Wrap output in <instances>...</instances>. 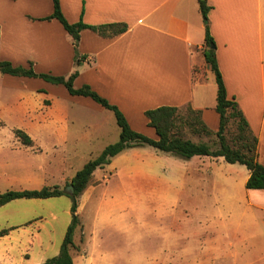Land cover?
I'll return each mask as SVG.
<instances>
[{
	"label": "rangeland",
	"instance_id": "rangeland-1",
	"mask_svg": "<svg viewBox=\"0 0 264 264\" xmlns=\"http://www.w3.org/2000/svg\"><path fill=\"white\" fill-rule=\"evenodd\" d=\"M48 72L42 74L57 76ZM3 77L0 73V192L50 187L68 193L77 172L119 140L113 113L106 123L70 116L67 125L61 123L66 130L57 132L54 125H61L46 106L50 99L38 96L27 109L4 87ZM208 78L214 79L210 71ZM17 130L30 136L33 146L22 144ZM183 137L218 144L215 136L188 129ZM210 159L144 146L127 149L96 170L78 198L74 264H264V210L246 204L249 171ZM226 178L233 184L230 191L224 190ZM3 211L0 222L27 224L0 238V264H43L58 256L73 219L68 195L22 199Z\"/></svg>",
	"mask_w": 264,
	"mask_h": 264
},
{
	"label": "crops",
	"instance_id": "crops-1",
	"mask_svg": "<svg viewBox=\"0 0 264 264\" xmlns=\"http://www.w3.org/2000/svg\"><path fill=\"white\" fill-rule=\"evenodd\" d=\"M59 1L70 24L127 25L124 33L113 37L91 29L81 32L78 51L85 60L74 87L89 85L119 108L133 130L155 140L158 136L147 128L145 112L162 106H190L202 112L210 130H219L217 84L215 76L214 81L208 78L204 57L208 25L228 97L239 104L258 138V160L264 166V0H204L210 7L207 22L200 0ZM53 13L52 0H0V61L32 67L37 74L71 75L73 39L57 19H47ZM32 79L5 74L3 82L27 109L38 96L48 97L46 106L61 125H54L55 131H65L61 123L67 125L71 117L90 123L112 121L113 112L91 98L72 96L63 85L33 84ZM224 181V190H232L231 179ZM13 202L18 200L0 209ZM246 204L264 210V190H247ZM26 224L5 219L0 230H19Z\"/></svg>",
	"mask_w": 264,
	"mask_h": 264
},
{
	"label": "trees",
	"instance_id": "trees-1",
	"mask_svg": "<svg viewBox=\"0 0 264 264\" xmlns=\"http://www.w3.org/2000/svg\"><path fill=\"white\" fill-rule=\"evenodd\" d=\"M52 1L54 13L47 19H57L72 37L75 48L74 72L68 77L37 74L32 67L25 69L23 67H16L8 61H0V73L15 77L41 78L52 84L65 86L72 96L91 98L105 109L114 113L120 129V136L116 143L107 146L97 158L85 164L73 177L71 182L67 184V186L72 185L74 187V193L72 194H68L59 188L50 187H43L39 190H9L4 193L0 192V207L20 199H49L63 195H68L71 198L73 219L67 229L60 253L43 264H74L71 252L77 249L74 236L76 230L81 225L77 214L78 198L89 186L96 170L110 165L115 157L127 149L149 146L159 152L186 159L194 157L223 158L230 164H240L247 168L249 171V178L245 185L247 190H264V166L258 160V138L251 130L239 104L235 99L228 97L225 82L216 58L215 43L208 25H206V49L204 50V57L206 65L214 74L217 84L216 111L220 117L219 130L217 132L210 130L203 120L202 112L194 110L190 106L183 108L162 106L145 112L148 125L155 130L158 136V139L155 140L133 130L119 108L110 104L108 100L101 97L89 85H84L78 89L74 87V81L79 76L78 67L85 60L78 51L81 32L85 29H91L103 37H113L124 33L127 30V25L110 24L95 27L86 25L82 21L70 24L62 13L60 1ZM199 6L203 18L207 22L210 7L204 0L199 1ZM232 124L234 132L231 133L230 126ZM187 129L193 135L215 136L218 139L217 146L184 138L183 132ZM229 135L232 136L230 140ZM16 136L22 144L30 147L33 146V140L25 132L17 130ZM15 229L14 227L0 230V238L8 236Z\"/></svg>",
	"mask_w": 264,
	"mask_h": 264
},
{
	"label": "water",
	"instance_id": "water-1",
	"mask_svg": "<svg viewBox=\"0 0 264 264\" xmlns=\"http://www.w3.org/2000/svg\"><path fill=\"white\" fill-rule=\"evenodd\" d=\"M68 193L70 194L74 193V187L72 185L69 186Z\"/></svg>",
	"mask_w": 264,
	"mask_h": 264
}]
</instances>
